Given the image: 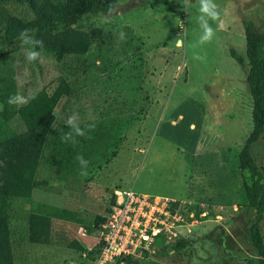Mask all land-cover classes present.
I'll list each match as a JSON object with an SVG mask.
<instances>
[{
	"label": "rangeland",
	"instance_id": "374dc122",
	"mask_svg": "<svg viewBox=\"0 0 264 264\" xmlns=\"http://www.w3.org/2000/svg\"><path fill=\"white\" fill-rule=\"evenodd\" d=\"M180 2L118 0L121 16L80 23L93 37L86 55L59 62L41 54L29 62L22 50L15 58L22 65L19 93L26 97L44 87L52 93L61 79L71 85L73 94L55 111V127L78 113L80 125L109 134L110 147L87 156L78 173L75 168L58 172L44 156L38 179L51 190L35 189L30 199L11 201L15 264H93L99 248L97 218L107 214L117 192L125 191L175 196L193 213L182 236L158 240L155 254L146 252L133 264H247L256 259L250 233L255 211L248 206L240 161L253 131L254 105L246 82L249 67H241L230 53L235 49L249 63L244 21L264 29V0H215L225 28L204 45H198L196 0L184 11ZM11 9L33 17L21 7ZM180 34L183 47L175 43ZM194 53L206 60L194 59ZM3 108L0 102V112ZM252 154L264 169V134ZM36 212L52 218L49 245L29 241V218ZM261 227L264 231V220ZM80 228L88 230L87 239L79 235ZM179 241L187 244L180 251L175 249Z\"/></svg>",
	"mask_w": 264,
	"mask_h": 264
},
{
	"label": "trees",
	"instance_id": "16d2710c",
	"mask_svg": "<svg viewBox=\"0 0 264 264\" xmlns=\"http://www.w3.org/2000/svg\"><path fill=\"white\" fill-rule=\"evenodd\" d=\"M110 2L112 0H0V102L4 107L0 112V162L4 165L0 166V264H15L11 201L30 199L35 189L51 190L47 181L38 179L44 156L49 155V162L58 167V172L75 168L78 173L81 165L76 159L78 155L86 160L87 156L95 157L110 148L107 132L89 130L83 125L80 126L86 135L76 137L75 144L61 139L69 128L67 125L55 127V111L64 97L73 94L71 85L64 79L52 93L44 87L28 97L26 105L16 107L6 103L9 95L20 92L18 77L22 65L15 58L29 48L22 44L20 33L24 29L33 30L31 34L44 42L42 49L35 50L53 56L59 62L68 56L86 55L93 45V37L79 28L80 23L91 17L104 16ZM12 6L23 8L33 17L15 14ZM244 30L249 63L246 64L245 57L235 49H231L230 54L241 67H249L246 82L254 105L253 131L240 154L248 206L255 211L256 219L250 233L257 254L256 259L247 264H264V231L261 227L264 220V169L257 165L252 154L253 146L264 134V29L246 20ZM96 32L100 34L101 31ZM16 123L21 125L22 131L18 132ZM104 221V217H98L96 226ZM52 229L50 216L41 212L30 215V243L51 244ZM186 246V242L179 241L175 249L180 251ZM136 261L128 258L124 264Z\"/></svg>",
	"mask_w": 264,
	"mask_h": 264
},
{
	"label": "built area",
	"instance_id": "2783aa9c",
	"mask_svg": "<svg viewBox=\"0 0 264 264\" xmlns=\"http://www.w3.org/2000/svg\"><path fill=\"white\" fill-rule=\"evenodd\" d=\"M117 196L105 221L97 227L99 248L93 264H124L128 258L141 259L146 252L155 254L158 240L179 238L185 222L193 218V213L174 199L134 191L117 192ZM79 235L84 240L90 236L84 228H80Z\"/></svg>",
	"mask_w": 264,
	"mask_h": 264
},
{
	"label": "clouds",
	"instance_id": "9594fccd",
	"mask_svg": "<svg viewBox=\"0 0 264 264\" xmlns=\"http://www.w3.org/2000/svg\"><path fill=\"white\" fill-rule=\"evenodd\" d=\"M182 4V11L185 10L188 3H190V0H181L180 2ZM196 3L198 4V15H197V23L199 25V28L201 30V35L199 36L198 45H204L206 43H210L213 38L216 35V31L218 29H224L225 28V21L222 18V13L220 11L219 5L215 2V0H196ZM122 12L120 9V5L117 2V0H112L107 6V12L104 14V19L106 22H111L115 17L121 16ZM223 15H227V11L223 13ZM213 24L216 25V27H213ZM33 30L31 29H24L19 36V39L21 40L23 45L29 46L28 49H26V59L29 62L36 61L40 59L41 53L35 49L40 48L42 49L44 46V42L42 40L36 39L31 33ZM119 38L121 40L125 39V33L123 30L119 32ZM175 43L177 47H183L184 45V38L183 35L180 34L176 37ZM197 44L192 45L193 48L198 46ZM194 59L204 61L206 60L205 56H201L199 54H195L193 56ZM29 102V98L26 97L23 94H20L17 92L14 95H9L6 103L10 106H16L20 107L23 105H26ZM66 125L69 128V131L65 132L61 139L64 142L71 141L73 144H75L76 137H83L86 135V132L84 129L80 126V117L78 113H73L70 115L66 120ZM89 128H93L94 125H89ZM77 161L80 164L86 165L88 162L85 161L83 156L78 155L76 157ZM0 166H4L3 162H0ZM81 175L86 176V171H81Z\"/></svg>",
	"mask_w": 264,
	"mask_h": 264
},
{
	"label": "crops",
	"instance_id": "0c3cea01",
	"mask_svg": "<svg viewBox=\"0 0 264 264\" xmlns=\"http://www.w3.org/2000/svg\"><path fill=\"white\" fill-rule=\"evenodd\" d=\"M163 197H167V198H168V197H169V198L171 197V199H175V198H176L175 196H163ZM175 200H176V199H175Z\"/></svg>",
	"mask_w": 264,
	"mask_h": 264
}]
</instances>
